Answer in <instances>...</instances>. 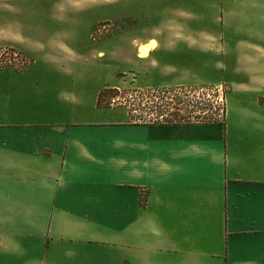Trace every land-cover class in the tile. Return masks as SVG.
<instances>
[{"label":"crops","instance_id":"crops-1","mask_svg":"<svg viewBox=\"0 0 264 264\" xmlns=\"http://www.w3.org/2000/svg\"><path fill=\"white\" fill-rule=\"evenodd\" d=\"M114 10L96 60L118 82L100 85L91 54L31 44L26 1L0 0V49L44 52L0 69V264H264V1ZM195 85L224 86L221 120L131 125L97 108L108 88Z\"/></svg>","mask_w":264,"mask_h":264},{"label":"rangeland","instance_id":"rangeland-1","mask_svg":"<svg viewBox=\"0 0 264 264\" xmlns=\"http://www.w3.org/2000/svg\"><path fill=\"white\" fill-rule=\"evenodd\" d=\"M23 1H26L28 12L22 19H25V17L27 19V38L31 44H38L39 42L44 46L43 51L50 49L49 52H56L61 47H65L70 50L86 52V56L91 54L89 58L92 59L87 58L86 61V67H88L86 71L99 74V79L96 80L100 85L102 83L113 85L118 82V79L111 73L113 72L111 67L106 66L107 63L102 62V60H96V53L103 49L101 45H103V42L107 43L109 39L111 40H109L110 43L107 48L112 49L111 45H115V40H112L114 38L111 37H114L118 31L117 23L114 21L103 22V19L112 17L113 12H115L114 3L120 0ZM243 1L248 2L251 0ZM133 5L135 7L139 6L137 2H134ZM130 7H132V4ZM152 20L154 19L152 18ZM130 26V22L120 24V27L125 30L129 29ZM149 26L150 24L146 22L142 24L139 27L140 30L137 36H146V33L151 34L148 31ZM124 46L125 52L129 51L126 39ZM12 50L7 47L0 49V69L15 67L18 71L29 65L32 60H35L38 66L44 65L42 62L44 52L42 51H39L40 53L36 57H29L19 51ZM15 53L16 58L13 56ZM98 55L100 58L103 57L100 54ZM108 89L116 90L117 93L116 95H105L101 106L103 108L108 105L109 108H122L127 113L131 111L133 120L142 123L155 122V120L158 122L180 123H203L221 120L223 100L226 94L224 86L218 93L216 87L212 85H195L181 88L185 89L181 91V95H176L172 91H165L174 90L172 88L156 91H139L126 86ZM113 95H115V98L111 100ZM178 103L179 106H175ZM159 105H163L162 109L158 107ZM174 108L175 111L172 110ZM159 114L161 116H158Z\"/></svg>","mask_w":264,"mask_h":264},{"label":"trees","instance_id":"trees-1","mask_svg":"<svg viewBox=\"0 0 264 264\" xmlns=\"http://www.w3.org/2000/svg\"><path fill=\"white\" fill-rule=\"evenodd\" d=\"M117 91L116 90H113V89H105L104 91H102L99 96H98V99H97V108H103L101 106V102H102V99L104 98L105 95H109V94H115L116 95ZM115 95L111 96V100H113L115 98ZM104 108H109V105L107 107H104ZM157 115V114H156ZM158 116H161V114H159ZM128 118H129V124L131 125H134V124H138V123H141L142 122H136L133 120L132 116H131V111H128ZM145 124H155V123H170V122H166V121H156L155 122H144Z\"/></svg>","mask_w":264,"mask_h":264},{"label":"built area","instance_id":"built-area-1","mask_svg":"<svg viewBox=\"0 0 264 264\" xmlns=\"http://www.w3.org/2000/svg\"><path fill=\"white\" fill-rule=\"evenodd\" d=\"M13 51V50H12ZM13 56L16 58V53L15 54H13ZM183 90H185V89H181V88H176V89H174V90H165V91H172L174 94H176V95H181L180 93H181V91H183ZM216 90H218V93L222 90V87L220 86V87H216ZM185 93V92H184ZM170 101H172V100H170ZM164 106H166V105H164ZM175 106H179V103L178 104H175ZM159 108H161L162 109V107H163V105H159L158 106ZM173 111H175V108L174 109H172Z\"/></svg>","mask_w":264,"mask_h":264},{"label":"bare ground","instance_id":"bare-ground-1","mask_svg":"<svg viewBox=\"0 0 264 264\" xmlns=\"http://www.w3.org/2000/svg\"><path fill=\"white\" fill-rule=\"evenodd\" d=\"M147 51H148V48L140 47L139 48V56L138 57L139 58H143L146 55Z\"/></svg>","mask_w":264,"mask_h":264}]
</instances>
